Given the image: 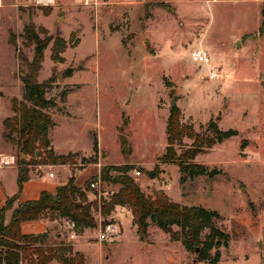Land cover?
I'll return each instance as SVG.
<instances>
[{"label":"rangeland","instance_id":"rangeland-1","mask_svg":"<svg viewBox=\"0 0 264 264\" xmlns=\"http://www.w3.org/2000/svg\"><path fill=\"white\" fill-rule=\"evenodd\" d=\"M263 7L264 0H1L2 152H20L15 142L3 137V122L14 115L13 99L32 105L25 98L23 75L28 67L21 59L33 58L34 44L24 36V27L32 23L41 38L50 40L37 80L51 78L45 92L55 103L45 109L55 123L49 130L51 147L75 163H65V172L54 166L36 168L46 162L41 149L28 155L29 164L18 161V169L27 168L30 178L50 170L58 181L82 169L77 182L87 189L98 168L131 165L128 176L146 195L163 193L172 201L221 213L216 224L230 234V241L228 247L211 250L212 256L220 252L216 264H264ZM55 39L66 41L61 61L52 56ZM200 47L210 53L209 66L191 58L192 50ZM212 67L223 76L209 77ZM173 107L184 130L175 144L178 153L195 144V134L207 136L210 121L219 129L237 131L199 153L193 161L206 166V173L184 174L183 183L178 163L164 159ZM82 157L96 159L101 167L88 166L93 162L83 163ZM134 169H140L141 176H135ZM104 186L114 192L121 188ZM90 194L97 219L99 204L92 190ZM117 207L102 215L106 222H118L104 241L98 238L97 225L75 230L72 238L68 219L46 214L42 219L48 221L49 242L71 244L84 264H211L199 260L201 246L189 251L154 224L141 238L131 207L125 205L132 215L125 211L121 220L116 218L121 211Z\"/></svg>","mask_w":264,"mask_h":264},{"label":"trees","instance_id":"trees-1","mask_svg":"<svg viewBox=\"0 0 264 264\" xmlns=\"http://www.w3.org/2000/svg\"><path fill=\"white\" fill-rule=\"evenodd\" d=\"M264 32V7L262 9V26ZM24 36L27 41L34 44V54L31 61L21 55V59L28 67V72L23 75L25 98L32 102L28 105L24 101L13 99L12 108L14 115L5 118L3 137L18 145L20 153L37 155L39 150H45L46 162L75 163L70 160V155L57 156L51 147L49 130L54 126L50 114L45 111L54 106L52 99L45 97V92L51 78L39 82L38 73L44 61V51L49 39L41 38L32 23L24 27ZM66 47V41L55 39L52 47L53 59L63 60L61 52ZM207 136L198 137L195 134V144L178 153L175 144L183 137L177 108H172L166 132L168 147L164 156L165 162H177L180 167L181 183L185 181L184 174L198 176L206 173L207 167L195 163L193 159L217 143L237 134L236 130L219 129L214 122L208 124ZM97 150V141L94 145ZM41 155V153H40ZM24 164H29L26 158L19 156ZM61 162H58V161ZM83 163L96 162L92 158L82 157ZM131 165H105L101 168V179L109 184H120L121 188L114 193L109 201H103L102 214L108 215L115 206L131 207L135 223L141 238L148 234L150 224H154L162 231L181 240L187 250L202 248L199 260H210L216 264L220 260V252L214 256L210 254L214 248L228 247L230 234L217 226V221L222 219L218 210L207 209L200 205H184L167 198L163 193L155 197L146 195L139 185L128 176ZM117 172V175H113ZM150 174H153L150 172ZM97 177H94L95 180ZM29 170L24 167L18 169V192L9 198L0 210V264H49L58 261L62 264H84L83 255L75 252L71 244L65 242H49L47 232L40 234H25L21 230V223L43 218L46 214H56L68 219L75 225L79 232L95 226V217L92 212L93 203L88 201L84 188L76 185V177L72 175L65 184L59 185L55 192L44 191L36 200L18 201L24 183L29 180ZM90 188V181L87 183ZM11 210V218L6 222V211ZM179 231H173V227ZM206 230L209 232L203 237Z\"/></svg>","mask_w":264,"mask_h":264},{"label":"crops","instance_id":"crops-1","mask_svg":"<svg viewBox=\"0 0 264 264\" xmlns=\"http://www.w3.org/2000/svg\"><path fill=\"white\" fill-rule=\"evenodd\" d=\"M69 97L67 99L66 106L68 108V112L71 114L72 112H71V108H70L71 105L69 104ZM67 117L72 118L71 116H67ZM101 137H102V133L100 134V136L98 138V146H99L100 150H101V147H102V139H101ZM2 139L3 138H2V135H1V139L0 140H2ZM3 150H4V148L1 147V145H0V157H1V155H15L16 163L12 164V165H9V166H6V167H1L0 166V169L3 170L1 172V174H0V210L4 207L6 201L9 198H11L14 195H16L17 192H18V184H17L18 167H17L16 164L18 163V161H20L19 160V156H21L20 152L17 155V154H14V153L2 152ZM54 150H55V152H59L58 149L54 148ZM69 151H75V149H71ZM69 151L62 152L61 154H66ZM26 156H27V158H26ZM26 156L24 158H26L27 161H29V156L28 155H26ZM90 165L94 166L96 168H97V166L99 167L98 162L89 163L88 166H90ZM53 166L55 168L58 167L59 171H61V172H65V170H67L66 169L67 166H66L65 163L54 164V163H50V162H44L43 164H41V168L44 167V169H46V168L50 169ZM88 166H86V167H88ZM81 170L78 171V174H79V172ZM50 173H53V176H50ZM99 173H100V169L98 168L97 172H96V174H94V176L97 177ZM78 174L75 175V177H76V185L78 187H82L84 183L83 184H79L77 182ZM71 176L72 175L67 177V180L58 181L57 179H53V178H56V175H55L54 172H52L50 170H46L44 173H42V175H32L31 178L24 183V185L22 187V190H21V193L19 195L18 201L24 202V201H29V200H36V199H38L40 197L41 193L44 192V191L55 192L57 187L59 185L65 184ZM9 182L11 183V186H10ZM8 188H9V190H8ZM86 195H87V197L91 196L90 193L86 194ZM92 195L94 196V194H92ZM90 202H92V200H90ZM117 208L122 211V216L120 217V220L125 216V211H126V213L128 215H132L130 213V211H127V208L125 206H118ZM11 213H12V211L10 210V213L8 214V216L6 218V222L10 221ZM128 215H127V217H128ZM47 227H48V221H46L45 219H42V218L41 219H37V220L25 221V222L21 223V230L25 234H40V233H44V232H47ZM35 228H37L38 231L34 232ZM21 264H26V262L25 263L22 262Z\"/></svg>","mask_w":264,"mask_h":264},{"label":"built area","instance_id":"built-area-1","mask_svg":"<svg viewBox=\"0 0 264 264\" xmlns=\"http://www.w3.org/2000/svg\"><path fill=\"white\" fill-rule=\"evenodd\" d=\"M191 58L194 62L201 63L202 65H206V66H209L212 63V58L210 56V53L201 47L192 50ZM222 76L223 74H220L219 70H217L215 67H212L209 69V77H211L212 79L222 77ZM15 163H16L15 155H1L0 157L1 167H6V166H9ZM98 165L101 167L100 164ZM34 166L39 169L41 168V164H36ZM39 169H36V171L39 172ZM133 173L135 176H140L142 174L140 169H134ZM50 176H53V173H50ZM105 183L106 182H104L101 179L100 173H99L95 180L90 181V188L84 189L86 194L91 193V190H92L99 204L98 206L99 213L97 214V217H96L97 219H95V222H96L95 226L97 225L98 227L97 231H98V238L100 241L106 240L109 237L110 233L115 231L116 226L118 225L116 223L117 219H111L106 222L105 218H103L102 216L103 214H102L101 208H102L103 201H106V200L109 201L115 193L114 191L106 190L104 186ZM121 216H122V211H118L116 218H119ZM72 227H73V233L71 236L72 238H74L76 236V232H75L76 229L73 223H72Z\"/></svg>","mask_w":264,"mask_h":264},{"label":"water","instance_id":"water-1","mask_svg":"<svg viewBox=\"0 0 264 264\" xmlns=\"http://www.w3.org/2000/svg\"><path fill=\"white\" fill-rule=\"evenodd\" d=\"M64 11L61 12V14H63ZM62 18V17H61ZM175 101H173L172 105H175ZM21 157H25L26 155L24 153H20ZM197 251H199V249H197Z\"/></svg>","mask_w":264,"mask_h":264},{"label":"bare ground","instance_id":"bare-ground-1","mask_svg":"<svg viewBox=\"0 0 264 264\" xmlns=\"http://www.w3.org/2000/svg\"><path fill=\"white\" fill-rule=\"evenodd\" d=\"M39 1L44 3H52L54 0H39Z\"/></svg>","mask_w":264,"mask_h":264}]
</instances>
